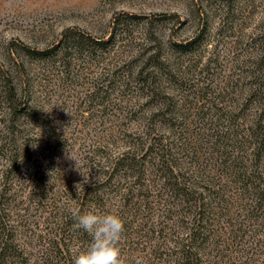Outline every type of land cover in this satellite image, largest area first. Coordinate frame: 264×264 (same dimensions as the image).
Segmentation results:
<instances>
[{
	"label": "trees",
	"instance_id": "1",
	"mask_svg": "<svg viewBox=\"0 0 264 264\" xmlns=\"http://www.w3.org/2000/svg\"><path fill=\"white\" fill-rule=\"evenodd\" d=\"M221 1L231 6L237 0ZM167 19L160 14L144 18L150 27ZM132 20L143 19L113 18L106 38L68 28L55 47L14 48L36 61L56 62L72 51L94 57L98 51H114V29ZM201 21L196 36L170 41V48L193 52L204 36L205 18ZM152 36L158 43L141 55L149 54L135 80L153 113L139 122L126 149L107 158L83 191L70 187L62 196L48 190L44 172L33 175L23 168L26 162H38L36 141L24 129L4 138L8 148L3 155L6 168L0 172V264H72L90 239L72 230L74 210L122 218L125 264H264V39L242 87L216 88L218 94L212 98L213 90L195 100L190 112L192 103L173 99L159 86L157 74L175 81L179 70L166 63L160 42ZM15 69L19 92L10 71L0 69L6 102L12 114L47 127L45 139L39 141L42 151L46 142H60V134L44 123L34 104L31 86L22 75L24 64Z\"/></svg>",
	"mask_w": 264,
	"mask_h": 264
},
{
	"label": "rangeland",
	"instance_id": "2",
	"mask_svg": "<svg viewBox=\"0 0 264 264\" xmlns=\"http://www.w3.org/2000/svg\"><path fill=\"white\" fill-rule=\"evenodd\" d=\"M159 14L168 19L151 27L144 20ZM120 15L143 20L114 29L118 36L111 52L98 51L93 57L72 51L68 58L58 56L54 62L30 60L14 48V44L34 50L55 47L68 28L94 39L106 38L111 21ZM201 18L206 28L199 46L191 53L174 52L170 41L185 42L196 36ZM152 35L160 42L166 63L179 70L175 81L157 74L159 86L173 99L183 97L192 103V112L195 100L205 94L214 90L213 98L216 88L231 91L246 82V71L264 39V0H237L231 6L221 0H0V69L10 71L19 92L15 65L24 64L22 75L31 86L34 104L44 123L60 134V142H46L41 151L39 141L45 139L47 127L38 126L29 116L12 114L0 75V172L6 168L4 138L24 129L36 141L38 162L32 166L26 162L23 168L33 175L44 172L48 190L64 196L70 187L78 191L75 185L89 183L107 158L126 149L129 135L134 136L139 122L153 113L135 80L149 54L141 55L158 43Z\"/></svg>",
	"mask_w": 264,
	"mask_h": 264
},
{
	"label": "clouds",
	"instance_id": "3",
	"mask_svg": "<svg viewBox=\"0 0 264 264\" xmlns=\"http://www.w3.org/2000/svg\"><path fill=\"white\" fill-rule=\"evenodd\" d=\"M75 188L83 191L82 184ZM73 221L72 230L82 231L90 239L87 247L73 256L72 264H125L120 247L125 227L118 214L74 210Z\"/></svg>",
	"mask_w": 264,
	"mask_h": 264
}]
</instances>
